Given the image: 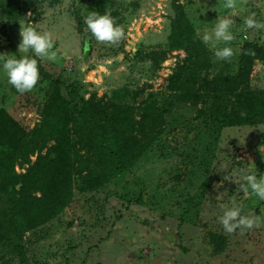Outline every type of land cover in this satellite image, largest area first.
<instances>
[{"label":"rangeland","instance_id":"obj_1","mask_svg":"<svg viewBox=\"0 0 264 264\" xmlns=\"http://www.w3.org/2000/svg\"><path fill=\"white\" fill-rule=\"evenodd\" d=\"M179 3L202 42L218 19L230 15L224 0ZM242 8L232 17L234 56L217 60L203 42L211 63L201 79L234 75L242 45L264 43V29L241 31L250 13L264 21V0H246ZM94 11L123 26L125 37L118 45L98 43L87 31L84 18ZM173 16L171 0H0V54L24 55L18 51L20 27L31 25L52 35L57 58L27 55L46 73L76 87L85 100L132 105L136 120L142 109L165 107L155 129L157 140L127 172L95 190L88 187L85 172L73 176L71 203L22 234L26 264H264V226L227 234L218 222L225 205L240 206L242 215L264 222V205L247 208L251 196L235 182L254 167L264 173V118L253 126L225 127L214 141L205 118L197 115L206 108L198 83L185 94L172 89L187 59L183 49L169 46ZM86 41L90 52L85 60ZM249 86L264 90V61L254 63ZM47 88L38 81L32 91L20 94L0 67V109L23 129L39 123ZM29 159L33 163L36 155ZM28 166L15 165L14 171L24 174ZM8 206L0 193V211ZM0 264L20 263L11 249L3 248Z\"/></svg>","mask_w":264,"mask_h":264},{"label":"trees","instance_id":"obj_2","mask_svg":"<svg viewBox=\"0 0 264 264\" xmlns=\"http://www.w3.org/2000/svg\"><path fill=\"white\" fill-rule=\"evenodd\" d=\"M171 9L174 16L169 46L183 49L187 55L186 66L178 68L172 89L185 94L198 83L206 108L197 110V115L205 118L216 135L215 142L225 127L257 124L264 118V90H252L249 81L254 63L264 61V43L242 45L234 75L223 73L211 80L201 79V72L211 63L208 50L195 35L179 0H171ZM247 50L255 55H245ZM89 52L90 43L86 41L85 60ZM39 75V82L48 86L39 123L23 129L0 109V193L9 205L7 211H0V251L11 249L20 264H26L22 234L50 221L71 203L73 176L85 172L91 190L120 177L157 140L155 129L165 112L163 105L142 109L136 120L132 105L110 106L103 99L85 100L72 84L65 85L41 68ZM34 155L36 160L31 163L29 158ZM25 164H29L25 173L17 175L14 166ZM255 201L258 199L251 196L246 207H260ZM216 241L212 234L211 244Z\"/></svg>","mask_w":264,"mask_h":264},{"label":"clouds","instance_id":"obj_3","mask_svg":"<svg viewBox=\"0 0 264 264\" xmlns=\"http://www.w3.org/2000/svg\"><path fill=\"white\" fill-rule=\"evenodd\" d=\"M243 3H246V0H240L239 3L238 0H224L222 7L225 10H230V15L218 19L214 27L202 35L203 42L214 49V56L217 60H228L235 54L234 49L229 46L236 39L231 31L235 22L232 17L237 10H243ZM28 15L31 16L32 13L29 12ZM84 23L87 31L98 43L115 46L125 37L123 26L116 24L108 14L90 12L84 18ZM250 29H264V21H258L254 12L245 17L244 28L241 31L246 32ZM19 35L21 40L18 51L24 55L16 58L0 54V61H2L0 67H2L8 83L18 93L23 94L32 91L40 79L38 60L27 54L31 52L34 57L54 61L57 58V53L54 51V41L49 32H39L35 27L26 24L20 27ZM245 38L247 37L245 36ZM220 44L225 46L219 47ZM244 54L255 55L253 50H247ZM235 182L243 193L255 197L258 201H264V173L258 174L255 167L249 169L242 178ZM241 213L240 206H224L222 215L218 217V222L225 233L232 234L238 229L243 231L264 226V222L259 217Z\"/></svg>","mask_w":264,"mask_h":264},{"label":"water","instance_id":"obj_4","mask_svg":"<svg viewBox=\"0 0 264 264\" xmlns=\"http://www.w3.org/2000/svg\"><path fill=\"white\" fill-rule=\"evenodd\" d=\"M255 204L258 206V205H264V202H262V201H255Z\"/></svg>","mask_w":264,"mask_h":264}]
</instances>
